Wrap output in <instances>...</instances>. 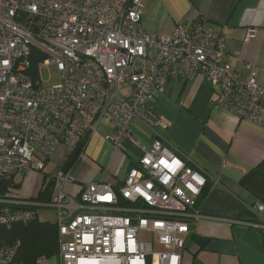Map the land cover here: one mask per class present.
Returning a JSON list of instances; mask_svg holds the SVG:
<instances>
[{
  "label": "built area",
  "instance_id": "2783aa9c",
  "mask_svg": "<svg viewBox=\"0 0 264 264\" xmlns=\"http://www.w3.org/2000/svg\"><path fill=\"white\" fill-rule=\"evenodd\" d=\"M143 13V0H0V226L56 209L61 264L183 263L208 180L169 142L145 147L132 135L135 122L155 132L151 100L170 80L203 77L217 105L264 129V86L257 71L240 77L225 31L200 17L159 36L144 30ZM53 64L61 83L46 88L42 69ZM102 124L114 149L131 140L141 150L124 181L88 183L76 196L72 170H60L48 202L2 193L10 178L44 172L60 146L84 153ZM256 208L251 225L264 232V204ZM12 257L0 247V264Z\"/></svg>",
  "mask_w": 264,
  "mask_h": 264
},
{
  "label": "crops",
  "instance_id": "0c3cea01",
  "mask_svg": "<svg viewBox=\"0 0 264 264\" xmlns=\"http://www.w3.org/2000/svg\"><path fill=\"white\" fill-rule=\"evenodd\" d=\"M143 3L142 25L148 33L172 34L177 26L189 28L200 17L225 31L229 60L240 77L247 78L257 71V81L264 86V0H143ZM251 27H256L257 32L245 42ZM218 93L199 75L190 80H170L151 100L159 119L155 132L135 122L132 135L145 147H150L155 137L169 142L208 180L200 202L205 218L191 225L182 264H264V232L251 225L260 221L258 200L240 183L246 173L264 161V129L252 122H241L231 111L217 105ZM102 136L103 133L95 136L100 138L101 147L94 148L93 159L84 154L88 145L85 147L72 173L74 182L68 184L70 194L78 196L83 186L92 182L107 181L115 186L124 181L141 156V150L131 140L125 141V151H119ZM66 151L59 171L70 156L69 150ZM40 173L34 171L23 176L22 193L11 188V194L22 200L36 198L44 178L32 179ZM24 182H29L27 191H23ZM36 264L61 263L52 257Z\"/></svg>",
  "mask_w": 264,
  "mask_h": 264
},
{
  "label": "trees",
  "instance_id": "16d2710c",
  "mask_svg": "<svg viewBox=\"0 0 264 264\" xmlns=\"http://www.w3.org/2000/svg\"><path fill=\"white\" fill-rule=\"evenodd\" d=\"M22 178V176H19ZM15 178L9 179V183L2 185V193L11 192V188L20 187ZM241 185L250 191L257 202L264 204V161L257 167L246 173ZM208 186V185H207ZM55 181L48 175L44 176L43 188L34 199L41 202H48L52 197ZM207 191V187L203 194ZM202 194V195H203ZM202 196L200 202L202 200ZM30 208L23 206L22 209ZM57 223L41 221L37 215L30 221L14 222L10 226H0V247L13 251V264H36L40 259L56 257L59 252V233ZM264 238V237H263Z\"/></svg>",
  "mask_w": 264,
  "mask_h": 264
},
{
  "label": "rangeland",
  "instance_id": "374dc122",
  "mask_svg": "<svg viewBox=\"0 0 264 264\" xmlns=\"http://www.w3.org/2000/svg\"><path fill=\"white\" fill-rule=\"evenodd\" d=\"M42 75H43V85L46 88H51L55 85H58L61 83V73L59 72V70L56 68V65H50V66H46L43 67L42 69ZM108 130V127L105 126V124L101 125V128L99 130V133L103 135L105 134V132ZM101 147V140L99 137H95L94 139H92L84 154H86L87 157L93 159L94 157H96V154L94 153L95 149H100ZM95 148V149H94ZM67 149L63 146H60L56 153H54V155L51 157V160L48 162L47 166H46V170L44 173H40L41 175L38 176L37 178H33L32 180H37L39 181L42 178H44L45 175H48L50 178L55 175V173H57L59 171V169L61 168V166L64 163V158L65 156H67ZM55 156H58V161H56L54 158ZM76 167L73 168L71 174L73 173V171L75 170ZM16 183L18 182H23V179L21 177H17L15 178ZM29 182H24V188L23 191H27V186H28ZM22 185V183H21ZM21 187H18L17 189H15L14 191L16 193H22ZM39 192V191H38ZM38 192L36 193V195L38 194ZM38 218L40 220L43 221H49L51 223H56L57 221V210L52 208V207H44V208H39L38 209Z\"/></svg>",
  "mask_w": 264,
  "mask_h": 264
},
{
  "label": "water",
  "instance_id": "95a60500",
  "mask_svg": "<svg viewBox=\"0 0 264 264\" xmlns=\"http://www.w3.org/2000/svg\"><path fill=\"white\" fill-rule=\"evenodd\" d=\"M84 145H80L78 149L75 151L73 155H71V158L68 160V162L65 164L63 171L64 172H69L75 165L76 163L81 160V154L83 152Z\"/></svg>",
  "mask_w": 264,
  "mask_h": 264
},
{
  "label": "clouds",
  "instance_id": "9594fccd",
  "mask_svg": "<svg viewBox=\"0 0 264 264\" xmlns=\"http://www.w3.org/2000/svg\"><path fill=\"white\" fill-rule=\"evenodd\" d=\"M69 153H70V152H69ZM82 153H83V152H82ZM71 155H73V154H70L69 158H71ZM81 155H82V154H81ZM81 157H82V156H81ZM69 158H68V159H69ZM67 161H68V160H67ZM79 162H80V160L76 163V165H77ZM76 165H75V166H76ZM75 166H74V167H75ZM74 167H73V168H74ZM73 168H72L71 170H73Z\"/></svg>",
  "mask_w": 264,
  "mask_h": 264
},
{
  "label": "flooded vegetation",
  "instance_id": "af4514ba",
  "mask_svg": "<svg viewBox=\"0 0 264 264\" xmlns=\"http://www.w3.org/2000/svg\"><path fill=\"white\" fill-rule=\"evenodd\" d=\"M69 159H70V158H69ZM69 159H68V160H69ZM67 162H68V161H67ZM67 162H66V163H67ZM79 163H80V162H79ZM79 163H78V164H79Z\"/></svg>",
  "mask_w": 264,
  "mask_h": 264
}]
</instances>
